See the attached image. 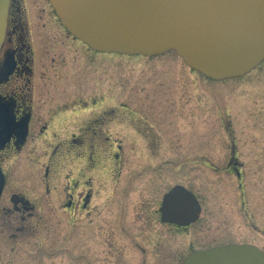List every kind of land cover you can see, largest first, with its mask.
Instances as JSON below:
<instances>
[{"label":"rangeland","instance_id":"1","mask_svg":"<svg viewBox=\"0 0 264 264\" xmlns=\"http://www.w3.org/2000/svg\"><path fill=\"white\" fill-rule=\"evenodd\" d=\"M85 57V82L66 76L64 94L82 84L86 118L104 111V137L121 145L118 165L106 158L112 144L102 158L98 209L69 218L59 207L65 168L58 159L54 188L48 194L40 183L29 189L35 212L18 228L0 224V264H179L191 247L206 243L197 240L193 224L176 229L159 221L157 209L168 189L180 184L200 191L209 207L212 184L233 183L224 172L232 151L247 183L260 189L264 59L243 76L211 80L173 51L147 57L88 50ZM82 119L66 116L53 125L77 129ZM27 175L39 182V164ZM5 218L0 212V222Z\"/></svg>","mask_w":264,"mask_h":264},{"label":"flooded vegetation","instance_id":"2","mask_svg":"<svg viewBox=\"0 0 264 264\" xmlns=\"http://www.w3.org/2000/svg\"><path fill=\"white\" fill-rule=\"evenodd\" d=\"M88 50L92 51L60 25L47 0H9L0 46V212L6 217L0 222L2 227L18 228V222L35 212L29 189L40 183L48 194L54 188L52 177L60 158L65 173L59 207L69 218L98 209L102 158L113 144L106 158L118 165L121 145L104 137V111L86 118L88 100L82 84L71 95L64 94L63 87L66 76L85 82ZM96 103L92 100V105ZM66 116L85 119L77 129H56L55 120ZM33 164L41 168L39 182L27 175ZM240 165L232 151L224 172L233 177V183L214 181L209 207L204 208L200 191L193 192L199 211L190 224L197 240L206 245L191 247L178 259L179 264L194 250L230 243L250 244L264 252V179H256L260 189L255 190L258 186L247 183ZM161 223L176 229L190 225Z\"/></svg>","mask_w":264,"mask_h":264},{"label":"water","instance_id":"3","mask_svg":"<svg viewBox=\"0 0 264 264\" xmlns=\"http://www.w3.org/2000/svg\"><path fill=\"white\" fill-rule=\"evenodd\" d=\"M59 23L89 49L128 56L173 51L211 80L245 75L264 59V0H48ZM9 0H0V46ZM24 126V124H23ZM3 177L0 172V191ZM182 185L166 191L160 221L187 226L198 215ZM180 264H264L250 244L194 250Z\"/></svg>","mask_w":264,"mask_h":264}]
</instances>
